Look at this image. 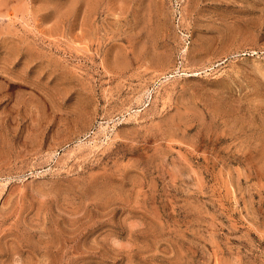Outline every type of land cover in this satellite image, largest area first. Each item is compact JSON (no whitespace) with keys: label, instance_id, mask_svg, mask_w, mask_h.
Instances as JSON below:
<instances>
[{"label":"rangeland","instance_id":"rangeland-1","mask_svg":"<svg viewBox=\"0 0 264 264\" xmlns=\"http://www.w3.org/2000/svg\"><path fill=\"white\" fill-rule=\"evenodd\" d=\"M0 264H264V0H0Z\"/></svg>","mask_w":264,"mask_h":264}]
</instances>
